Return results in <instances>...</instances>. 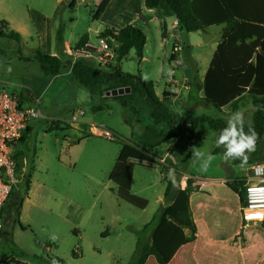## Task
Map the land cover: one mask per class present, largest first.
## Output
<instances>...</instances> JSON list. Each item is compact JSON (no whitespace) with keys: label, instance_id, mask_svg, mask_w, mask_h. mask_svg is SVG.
I'll use <instances>...</instances> for the list:
<instances>
[{"label":"rangeland","instance_id":"374dc122","mask_svg":"<svg viewBox=\"0 0 264 264\" xmlns=\"http://www.w3.org/2000/svg\"><path fill=\"white\" fill-rule=\"evenodd\" d=\"M109 1L111 6L95 20L94 12L102 0H0V22L10 23L12 30L22 35L20 41L0 36V87L22 95L24 108L34 105L30 94L40 100L41 116L29 122L31 131L22 146L28 161L26 174L31 170L30 181L25 177L14 189L12 198H18L17 203L11 201L4 206L11 214L15 230L20 229L21 222L31 227L29 241L34 243L39 258L25 253L24 261L28 264H45L49 255L63 258L66 264H133L137 257L136 241L145 234L149 223L145 224L168 202L160 200L166 189L161 169L146 166L144 162L134 165L132 185V193L146 200L144 209L122 201L109 180L122 146L138 142L139 138L132 137V130L138 133L154 125L150 105L138 93H126L122 98L92 95L69 73L67 60L72 58L62 52L59 43L63 37L74 46L87 36L92 46H98L105 39L99 37L101 33L106 28L122 27L140 11L138 7L143 0ZM163 6L173 16L165 3ZM141 17L148 21L151 14H141ZM136 24L147 35L148 61L139 60L132 50L121 61H111L105 69L110 73H131L143 80L148 76L145 81L154 85L158 96L165 91V75L172 67L169 59L174 46L182 47L176 54L185 63V67L177 69V77L183 80V75L190 77L196 72L200 77L222 30V26H212L206 32L180 31L177 39L173 31L170 37H163L161 27L155 22L146 24L138 19ZM109 42L115 44L111 38ZM38 53H56L62 61L60 74L46 75L36 59ZM94 65L99 66L97 62ZM166 104L175 111L172 100ZM239 110L244 112L246 124L252 123L254 108L250 98L240 102ZM81 111L79 123L71 125L68 121ZM233 112L231 107L220 111L212 106L204 114L227 120ZM91 124L112 131L114 139L91 134ZM149 151L160 152L159 149ZM250 159L264 163V135ZM76 229L82 234L81 239L76 238ZM102 232L107 235L102 236ZM53 235L55 241L51 239ZM149 240L147 235L140 241ZM3 243L10 244L7 240ZM47 243L52 246V252L41 248ZM77 246L82 252L79 256L74 254ZM0 264L7 263L1 260Z\"/></svg>","mask_w":264,"mask_h":264},{"label":"trees","instance_id":"16d2710c","mask_svg":"<svg viewBox=\"0 0 264 264\" xmlns=\"http://www.w3.org/2000/svg\"><path fill=\"white\" fill-rule=\"evenodd\" d=\"M72 3L74 4V1ZM108 3L109 0H102L94 12L95 20L99 19ZM161 3H165L174 13L181 31L206 32L212 26H222L219 43L198 88L204 93L202 100L220 111L226 107L237 111L240 102L246 97L250 98L254 108L250 125L259 133L260 142L264 135V0H145L144 5L148 9H153ZM0 36L21 40V34L15 30H8V23L4 20L0 22ZM99 37L111 38L118 43L117 61H121L132 50H135L139 60L144 57L147 35L138 25L128 24L119 30L106 28ZM86 39L87 36L83 37L77 46L84 45ZM36 59L46 75L57 76L60 73L62 61L58 56L38 53ZM69 65L73 77L92 95L104 97L110 90L130 87L131 93L142 96L152 109L154 125L147 126L143 134L132 130V137L139 138L138 142L122 146L116 165L109 176L121 200L140 209H144L147 202L132 193L135 163H132L131 159L139 162L152 161L150 149L164 143L169 144L177 138L191 140L201 125H206L216 138L220 130L226 126L225 118L208 114L181 121L166 104L175 95L164 91L159 97L154 92L152 83L131 73L118 71L110 73L85 58L74 63L69 62ZM123 105L126 106L125 103ZM20 107L22 108L21 103ZM160 125H165L168 130H158L157 127ZM30 131L31 128L28 126L19 140L17 159L25 155L22 146L27 142ZM219 151L220 148H216L214 153ZM247 163L251 164L254 161L249 159ZM163 168L166 172L164 197L168 202L156 217L149 242L142 243L138 240L137 257L133 264H144L150 255H154L159 264H168L182 245L196 238L190 197L199 190V186L195 185V180L187 178L185 186L181 187L182 175L174 168L167 166ZM169 170L175 171V184L169 179ZM25 177L29 180L31 170ZM244 183L245 178L235 179L227 185L244 199ZM262 226L264 228V221ZM185 230H188V234ZM53 258L58 260L59 264H66L63 258L55 255H49L45 264H50Z\"/></svg>","mask_w":264,"mask_h":264},{"label":"crops","instance_id":"0c3cea01","mask_svg":"<svg viewBox=\"0 0 264 264\" xmlns=\"http://www.w3.org/2000/svg\"><path fill=\"white\" fill-rule=\"evenodd\" d=\"M144 3L145 0H143L141 5L138 7L140 8V11H137L134 17L127 19V22L116 30L122 29L128 24L137 25L136 21L138 19H142L144 22H146V24H148V21L158 24L162 29L163 37H170L171 32L173 31L174 36L178 39L181 30L178 27L176 16L174 14L173 16L169 14L165 6H163V3L153 9L146 8ZM111 4V1H109L107 8H109ZM141 14H151V18L148 17V19H146L148 21H145V19L141 17ZM8 30H12L10 23H8ZM220 33L214 45L212 46V50L210 51L209 55L210 57L206 61L207 67L204 73H202L200 77L199 72H196L195 75L193 74L190 77H188V75L186 76V74L183 75L182 79L187 80L188 82V89H183L182 92L177 95L178 97L175 96L174 98L170 99L173 101L175 106L174 112L178 115L181 121L191 120L201 114H204L206 110H210L212 108V105H209L202 100L204 96L203 91L196 90L195 86H199L203 80L213 53L219 43ZM81 39L74 46H72L71 43H69V41L65 40L63 37L59 39L62 52L72 58L68 59V62L74 63L77 60L71 56L73 49L83 48L85 46L91 45L90 40L87 37L85 44L78 47L77 44L81 41ZM51 54L56 55V53ZM147 54L148 42L145 48L144 57L141 60L142 62L148 61ZM174 55L175 54L173 53L170 56V66L174 65L173 62L177 59V57L180 58L179 55L176 54L177 57ZM90 60L93 64L94 62L99 64V60L97 58H92ZM181 63L182 64L180 65V68L185 67V63L183 61H181ZM68 66L69 73L72 75V68L69 64ZM195 66L198 67V63L196 61ZM102 69L107 71L105 67H102ZM195 83L198 84L196 85ZM183 92H186L185 96H183ZM34 95H29L30 100L33 101ZM21 104L22 106L24 104L22 98ZM201 126L197 130L193 139L187 140L183 138H177L169 144L164 143L155 148L159 149L160 152L159 154L153 153L154 155H151L152 161H145L143 163L146 166L153 168L157 167L161 169L162 177L166 175L163 166L176 169L177 172L182 174L183 181L181 187L185 186V180L187 178H192L195 180V185L199 186V190L194 192L190 197V208L196 225V238L193 241L182 245L176 251L168 264H264V228L262 223H249L244 225L241 219L240 209L244 202L245 194L244 199H241L239 193L232 190L227 185L228 182H233L235 179L248 178L252 173L250 170L251 166L254 163H257V161H254V163L251 164L247 163L243 168L238 166V164L240 165L239 160H234L231 163L225 162L221 158L223 150L219 151V153H214V150L217 148L215 143L217 139L216 136L212 131L209 130L208 127L201 128ZM158 127L163 128L162 131L168 130L165 125H160ZM76 128L81 129L80 127ZM200 130L203 132L202 136L200 135ZM144 132L145 129L138 133L143 134ZM178 149L179 153L174 152ZM197 149L206 155L211 153L216 156V159L207 168V170L200 168L202 161L196 158L194 155ZM181 157H183V160ZM130 161L135 164L140 163L135 159H131ZM27 166L28 161L26 163V168ZM179 167L183 169L181 170ZM207 174H214L215 177H207L210 176ZM133 183L134 180L132 185ZM14 191L15 190L12 191L4 206H6V204L11 201H15L16 203L18 202V198L15 196L12 198V195L15 194ZM164 199L165 198L163 197L160 200L164 202ZM166 205V203L162 205L158 214L164 210ZM19 207L21 208V205H19L18 208ZM19 215H21V213ZM156 217L157 216H153V218L145 224L147 225L149 223L148 228L146 229L145 234L143 233L141 236H139V239H137L136 248H138V242L141 240V237L147 235L150 237L151 230L153 229L156 222ZM2 218L3 228L0 233V250H2V253L0 255V261H5L7 257L12 256L17 257L25 264H28L26 261H24V256L25 253L27 254V252L33 254L36 256V258H39L36 255L37 251L34 247V243L29 241V228H31L30 225L23 224L19 218V221L21 222L20 229L15 230L14 226L11 224V214L6 212L4 207L2 210ZM137 227L140 228L141 226ZM185 233L188 234V230H185ZM75 234L77 239L82 238V234L79 232V230L76 229ZM104 234L105 232H102L101 235L104 236ZM3 240L9 241L10 244H4ZM41 248L44 251L52 252V246L48 243L42 244ZM144 264L159 263L157 262L154 255H150Z\"/></svg>","mask_w":264,"mask_h":264},{"label":"built area","instance_id":"2783aa9c","mask_svg":"<svg viewBox=\"0 0 264 264\" xmlns=\"http://www.w3.org/2000/svg\"><path fill=\"white\" fill-rule=\"evenodd\" d=\"M86 2L88 0H80ZM113 42H115L113 40ZM118 43L111 45L109 38L101 39L98 46H85L83 48L73 49L71 56L74 59H92L99 60V66L105 67L111 61L117 59ZM182 47L174 46V54L181 51ZM174 55V56H175ZM76 60V61H77ZM167 75H165V91L172 95H179L183 89H188L187 80H180L176 71L180 68L181 60L177 57L174 60ZM21 96L15 93H9L4 87H0V233L3 228L2 210L11 195L12 191L22 182L26 175V156L23 155L17 159L16 155L20 148L19 140L29 126V122L41 116L39 97H33L34 105L32 107H20ZM83 115H73L68 122L79 123L78 117ZM90 133L114 139V133L104 127L90 125ZM260 169L258 173L256 170ZM251 175L245 179L244 194L245 199L240 209L241 219L244 225L249 223H262L264 221V163H254L251 168ZM74 254L81 255L79 246L75 248ZM7 264H25L17 257H7Z\"/></svg>","mask_w":264,"mask_h":264},{"label":"clouds","instance_id":"9594fccd","mask_svg":"<svg viewBox=\"0 0 264 264\" xmlns=\"http://www.w3.org/2000/svg\"><path fill=\"white\" fill-rule=\"evenodd\" d=\"M144 79L147 80L148 76H145ZM259 139V133L250 124L247 125L246 130L245 114L242 110H237L228 117L226 126L220 130L215 143L217 148H223L221 158L225 162L239 160L240 167L243 168L247 164L250 154L256 151ZM194 155L202 161L204 170H207L216 159L215 155L211 153L206 155L199 149L195 151ZM256 171L259 173L260 169L258 168ZM168 175L175 184V171L169 170ZM51 239L55 241L56 237L53 235ZM50 264H59V261L53 258Z\"/></svg>","mask_w":264,"mask_h":264},{"label":"water","instance_id":"95a60500","mask_svg":"<svg viewBox=\"0 0 264 264\" xmlns=\"http://www.w3.org/2000/svg\"><path fill=\"white\" fill-rule=\"evenodd\" d=\"M126 93H131L130 87L117 88V89L110 90L106 93V96H118V95H124Z\"/></svg>","mask_w":264,"mask_h":264}]
</instances>
